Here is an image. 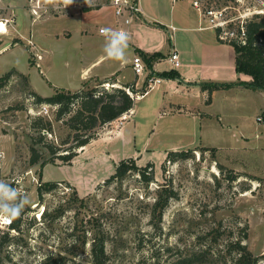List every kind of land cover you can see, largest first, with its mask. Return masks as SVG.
<instances>
[{"label":"rangeland","instance_id":"rangeland-1","mask_svg":"<svg viewBox=\"0 0 264 264\" xmlns=\"http://www.w3.org/2000/svg\"><path fill=\"white\" fill-rule=\"evenodd\" d=\"M141 1L151 12L160 3ZM192 1L206 18L208 10L226 9L224 16L233 18L247 8H263L261 0H183L174 2L175 13L187 7L198 15ZM61 4L0 0V180L30 201L19 231L0 224V264H43L57 255L66 264H94L92 247L100 236L107 243L106 264H170L177 252L199 247L228 257V239L242 238L245 232L247 247L264 264V91L220 89L214 100L206 101L212 102L208 108L194 90L189 104L211 116L162 118L154 111L160 106L158 87L135 101L132 116L99 128L96 139L76 149L69 164L59 159L49 163L53 156L44 143L35 145L42 159L30 164L32 137H38L31 126L34 118L52 123V133L43 132L47 143H74L73 132L56 120V108L36 104L32 93L47 97L59 90L78 91L81 66L96 50L103 51L102 40L97 49L80 46L77 25L84 9L72 4L62 9ZM97 18L103 21L105 12ZM228 28L236 31L237 22ZM127 158L139 167L153 163L154 180L146 184L131 172L120 182L105 184ZM49 184L53 189L39 197V186ZM171 190L174 196L155 226L157 200L172 195ZM213 229L220 234L216 242Z\"/></svg>","mask_w":264,"mask_h":264},{"label":"crops","instance_id":"crops-1","mask_svg":"<svg viewBox=\"0 0 264 264\" xmlns=\"http://www.w3.org/2000/svg\"><path fill=\"white\" fill-rule=\"evenodd\" d=\"M139 3L142 14L130 29L131 39L126 58L122 61L112 60L105 56L104 51L96 50L93 57L88 58L86 64L81 66L79 75L82 85L78 90L88 87L89 84V87H95L102 82L112 81L111 87L125 85L134 87L137 91L134 98L136 101L138 98L142 99L144 96L150 95L152 90L159 87L155 94H157V103L160 106L154 109L159 117L164 118L169 115L174 117L177 114L201 117L202 113L207 116L212 114L205 111V108L202 111L198 105L195 107L189 104L190 101H193L194 90L200 92L201 104L203 99L206 104L208 99L214 100L220 90L211 94L202 90L203 84H237L252 80L250 76L236 71L235 49L230 44L219 40L216 30L209 23H205L206 17L194 6L198 12L196 16H192L187 7H182L175 13L173 0H160L155 12L148 10L141 0ZM96 12H102L99 15L105 12V19L102 21L103 17L97 18L99 15ZM81 17L82 20L77 25V31L82 36L80 46L87 50L97 49L99 48L97 41L102 40L99 46L104 47L105 38L98 31L101 27L114 26L113 11L109 8L100 11H83ZM212 30L214 31L211 32ZM95 36L98 37L97 43L93 41ZM159 53L162 54V57L154 58L151 66H148L142 56V54L155 55ZM174 53L179 57V67H175L171 62V56ZM137 56L146 65V73L140 76L136 75L133 70V59ZM102 66H106V68H101ZM170 71L177 72L179 78L163 76L162 73ZM149 74L152 75L151 77L161 79L153 88L148 87ZM235 86L241 87L242 85ZM146 90L147 92H145ZM206 105L209 108L212 102ZM134 112L135 107L121 118L127 119ZM121 126L117 130V134L120 133Z\"/></svg>","mask_w":264,"mask_h":264},{"label":"trees","instance_id":"trees-1","mask_svg":"<svg viewBox=\"0 0 264 264\" xmlns=\"http://www.w3.org/2000/svg\"><path fill=\"white\" fill-rule=\"evenodd\" d=\"M84 11H89V9H84ZM218 32L216 30L217 36ZM245 33L244 43L238 37L232 39L229 43L235 49L236 71L252 78L250 82H238L237 84L252 90L264 91V15L257 14L248 20L245 24ZM142 56L148 66H151L152 60L156 57H162V54H142ZM162 74L168 78H179L178 73L174 71ZM106 83L110 84L113 82H102L91 89L86 90L83 88L76 92L59 90L54 95L47 97L35 92L32 93L36 104H47L56 108V120L63 121V124L73 132L74 143L68 147H64L65 145L59 147L47 143L45 141L46 134L43 132L52 133V123L43 117L34 118L31 126L38 132V137H32L33 145L30 147L31 165L38 163L42 159L41 151L35 146L41 143L45 144V148L53 156V159H50L49 163L55 164L56 160L59 159L69 164L78 155L76 149L83 148L96 139V133L99 128L118 120L133 109L135 104L134 93H137L134 87L125 85L108 89L105 87ZM237 84L206 83L201 88L203 91H208L212 94L214 91L229 89ZM66 116L68 117L65 119ZM60 149L65 153H58ZM170 154L174 153L170 152L169 156ZM152 169L153 163H149L145 167H139L134 158L123 159L115 166V172L107 179L105 184L113 181L120 182L131 172H137L141 179L146 184H149L154 180ZM53 187V184H49L48 187L39 186L38 196L42 197L44 191H49ZM171 192L172 195H160L157 200L156 209L154 210L157 214L153 216L157 220L153 221L155 222V226L161 221L164 210L169 205L170 198L174 196L172 190ZM46 215L47 213H45V217ZM21 220V215L13 219L10 229L19 231ZM210 234L214 235L213 239L215 242L220 236L219 231L215 229L211 230ZM246 239L247 232L244 233L242 238L228 239L224 252L228 257L221 256L220 252H213L210 247H199L187 252H177L176 255H173L174 259L170 264H258L259 258L249 250L245 243ZM106 244L105 236H100L98 241L93 245L92 255L94 264L107 263ZM65 262L64 256L57 255L55 258H52V256L46 257L43 264H66Z\"/></svg>","mask_w":264,"mask_h":264},{"label":"built area","instance_id":"built-area-1","mask_svg":"<svg viewBox=\"0 0 264 264\" xmlns=\"http://www.w3.org/2000/svg\"><path fill=\"white\" fill-rule=\"evenodd\" d=\"M62 4L59 8L69 9V5H65L64 0H61ZM183 1V0H173V2ZM263 8L258 11L256 8H247L243 12L238 13L233 18H227L225 15L226 9H219L216 11L208 10L206 11V16L208 19L209 25L218 30V38L220 41L225 43H230V41L236 37H238L241 41L246 37L245 33V24L248 20H250L255 14H264V0H261ZM193 6L198 9L201 13V9L197 1H192ZM40 7L38 5L34 10V14H38L37 9ZM73 8L80 9H89V11H100L103 9H111L113 11L115 17V23L112 28L114 29H123L126 30L130 34V29L135 21L140 18L142 14V8L139 3V0H73L72 3ZM203 15V13H202ZM205 17V15H203ZM236 21L237 22V30H230L228 28L229 23ZM7 26V23H5ZM104 28V27H101ZM100 28V29H101ZM99 29V34H100ZM171 62L175 65V67H179V57L177 54H173L171 56ZM133 70L136 75H143L146 73V65L143 60L137 56L133 59ZM161 79L148 77V87L153 88L155 84L159 83ZM107 87V84H106ZM108 88V87H107ZM128 92L132 95V93L128 90ZM46 111V107H44ZM0 224L2 227L10 228L12 226V220L0 219Z\"/></svg>","mask_w":264,"mask_h":264},{"label":"clouds","instance_id":"clouds-1","mask_svg":"<svg viewBox=\"0 0 264 264\" xmlns=\"http://www.w3.org/2000/svg\"><path fill=\"white\" fill-rule=\"evenodd\" d=\"M64 3L70 5L73 0H64ZM100 34L105 38L103 47L105 56L112 60H124L131 39L130 34L126 30L112 27L101 28ZM29 203L26 195H22L11 184L0 180V219L11 221L20 217L23 209Z\"/></svg>","mask_w":264,"mask_h":264},{"label":"snow or ice","instance_id":"snow-or-ice-1","mask_svg":"<svg viewBox=\"0 0 264 264\" xmlns=\"http://www.w3.org/2000/svg\"><path fill=\"white\" fill-rule=\"evenodd\" d=\"M2 28H3V26H2V25H0V30H2Z\"/></svg>","mask_w":264,"mask_h":264}]
</instances>
